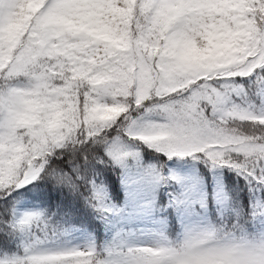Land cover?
<instances>
[{
  "label": "snow or ice",
  "instance_id": "obj_1",
  "mask_svg": "<svg viewBox=\"0 0 264 264\" xmlns=\"http://www.w3.org/2000/svg\"><path fill=\"white\" fill-rule=\"evenodd\" d=\"M0 264H264V0H0Z\"/></svg>",
  "mask_w": 264,
  "mask_h": 264
},
{
  "label": "trees",
  "instance_id": "obj_2",
  "mask_svg": "<svg viewBox=\"0 0 264 264\" xmlns=\"http://www.w3.org/2000/svg\"><path fill=\"white\" fill-rule=\"evenodd\" d=\"M146 158L154 159V156H152L151 153L146 150ZM219 176L220 179L230 188L236 189L242 202H245L249 199L251 193L249 192L248 181L246 180V178L238 176L235 172L227 168L219 170ZM106 179L109 188L112 191L113 198L117 200H122L124 197V191L121 187V182L118 175L115 172H109L106 175ZM36 205L47 206L40 199L34 198V194L25 195L23 201H21V207H34ZM210 214L214 215L215 213ZM95 224L102 225V221L95 220ZM166 227L169 233L175 236L181 231L182 225L178 220H170L167 223ZM101 232H103L102 227Z\"/></svg>",
  "mask_w": 264,
  "mask_h": 264
}]
</instances>
